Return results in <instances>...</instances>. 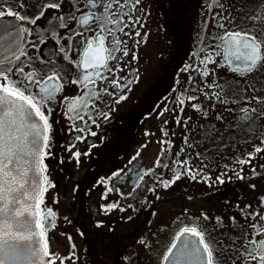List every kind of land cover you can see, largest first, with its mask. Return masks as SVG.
Returning a JSON list of instances; mask_svg holds the SVG:
<instances>
[{"label": "flooded vegetation", "instance_id": "obj_1", "mask_svg": "<svg viewBox=\"0 0 264 264\" xmlns=\"http://www.w3.org/2000/svg\"><path fill=\"white\" fill-rule=\"evenodd\" d=\"M8 10L25 19L0 17V30L28 29L26 55L0 50V72L22 79L15 63L35 80L55 72L62 85L41 109L51 128L40 211L54 214V264H164L179 217L204 234L214 264H259L248 250L264 240V60L252 71L228 63L220 37L248 33L264 52V0L129 4L123 31L110 26L122 51L87 89L78 81L92 69L81 60L100 24L81 20L101 9L0 0ZM102 35L111 47L113 36ZM89 90L86 106L70 112Z\"/></svg>", "mask_w": 264, "mask_h": 264}, {"label": "snow or ice", "instance_id": "obj_2", "mask_svg": "<svg viewBox=\"0 0 264 264\" xmlns=\"http://www.w3.org/2000/svg\"><path fill=\"white\" fill-rule=\"evenodd\" d=\"M217 2L218 0H213V3ZM137 3L139 0H87L88 7H99L101 12L99 16L89 12L81 20L82 24H87L89 20L98 21L100 24V32L87 41L81 60L83 69H92L85 71L78 81L84 88L95 84L93 77L103 79V70L112 71L108 61L118 59L115 53L122 49L119 48L121 41L115 39L110 26H119V30L123 31L121 18L130 15L126 10L127 6L132 4L134 7ZM46 7L59 8L60 5L50 3ZM5 15L15 16L19 20L25 19L11 10L0 11V17ZM31 22L35 23V20ZM0 31L6 34H0V50L19 61L21 56L26 55L20 40L22 32L27 33L28 29L16 28L13 31L3 28ZM104 32L113 36L111 47L105 46L106 37L102 35ZM220 39L226 60L230 64L237 62L236 67L242 66L246 71H252L264 60L262 44L256 36L226 32ZM123 54L127 55V52L124 51ZM4 59H8V56H4ZM13 66L22 79L13 82L0 72L3 81L7 82H0V264H54L52 257L55 254L49 252L46 238V229L53 226L54 214L51 209L43 215L40 211L43 192L46 191L44 185L48 183L47 177L43 175L46 171L43 160L48 155L46 149L49 147L48 133L51 128L41 109L62 90V85L55 72L41 81L35 80L31 73L24 75V68L15 63ZM33 87L37 90L35 95L29 91ZM94 94L93 90H89L84 96L74 98L69 111L77 110L81 104H85L84 97L91 98ZM244 113L247 118V109ZM256 150L261 151L259 148ZM179 178L180 172H177L176 179ZM164 183L167 187L172 181ZM189 235L196 239H187ZM175 239L178 243L171 245L165 260L171 257L173 264H179L181 259L195 257L203 264H214L211 247L205 242L204 234L196 227L185 226ZM251 244L254 246L248 250L250 259L264 264V240L259 243L251 241ZM173 249H176L175 253ZM45 258L49 259L46 261Z\"/></svg>", "mask_w": 264, "mask_h": 264}, {"label": "water", "instance_id": "obj_3", "mask_svg": "<svg viewBox=\"0 0 264 264\" xmlns=\"http://www.w3.org/2000/svg\"><path fill=\"white\" fill-rule=\"evenodd\" d=\"M35 119L39 120L38 117H36ZM37 231H39V229H37ZM186 238L190 239V240H195L196 239L194 237H191L190 235L188 237H186ZM173 252L175 253L176 249H173ZM45 260L47 261L48 258H45ZM166 262H167L166 264H173V258L170 257L169 260H167ZM24 264H26V262H24ZM179 264H203V262L200 261V260H197L195 257H187V258L181 259Z\"/></svg>", "mask_w": 264, "mask_h": 264}, {"label": "rangeland", "instance_id": "obj_4", "mask_svg": "<svg viewBox=\"0 0 264 264\" xmlns=\"http://www.w3.org/2000/svg\"><path fill=\"white\" fill-rule=\"evenodd\" d=\"M185 226H188L189 227L190 226V221L184 219L183 217H179L178 220H177V222H176L175 228H174L175 229V234L177 235L179 232H181L182 229Z\"/></svg>", "mask_w": 264, "mask_h": 264}]
</instances>
